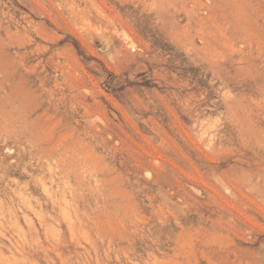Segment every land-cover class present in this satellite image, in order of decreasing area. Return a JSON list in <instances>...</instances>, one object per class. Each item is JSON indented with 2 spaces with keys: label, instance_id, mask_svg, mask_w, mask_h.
<instances>
[{
  "label": "rangeland",
  "instance_id": "rangeland-1",
  "mask_svg": "<svg viewBox=\"0 0 264 264\" xmlns=\"http://www.w3.org/2000/svg\"><path fill=\"white\" fill-rule=\"evenodd\" d=\"M0 264H264V0H0Z\"/></svg>",
  "mask_w": 264,
  "mask_h": 264
}]
</instances>
